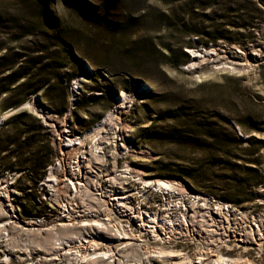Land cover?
Listing matches in <instances>:
<instances>
[{"label":"rangeland","instance_id":"1","mask_svg":"<svg viewBox=\"0 0 264 264\" xmlns=\"http://www.w3.org/2000/svg\"><path fill=\"white\" fill-rule=\"evenodd\" d=\"M205 53L248 61L256 75L214 72L212 59L194 57ZM2 56L9 60L0 65L2 88L10 82L1 79L38 58L28 76L58 83L66 97L63 105L50 106L41 89L8 108V93L0 95V182L7 181L9 213L17 220L55 221L60 207L47 175L59 160L65 174L71 160L61 153L59 140L84 135L111 110L117 116L97 135L104 140L107 171L128 168L151 181L180 183L215 200L210 204L235 207L234 223L246 228L264 221V5L259 0H0ZM12 94L23 96L19 88ZM48 94L56 102L55 90ZM119 126L123 141L113 138ZM122 186L136 201L141 185ZM103 187L109 189V183ZM148 193L141 208L154 212L162 205V191L151 186ZM0 236V264H44V256L45 264H66L72 255L60 254L74 252L81 240L72 236L56 255H45L39 245L29 253ZM229 245L220 249L224 256L264 264V251ZM173 248L189 256L199 253L189 240Z\"/></svg>","mask_w":264,"mask_h":264},{"label":"bare ground","instance_id":"2","mask_svg":"<svg viewBox=\"0 0 264 264\" xmlns=\"http://www.w3.org/2000/svg\"><path fill=\"white\" fill-rule=\"evenodd\" d=\"M210 53L196 54L194 57H200L202 60L206 61L212 59V61L216 63L215 67L212 68L214 72L220 70L229 72H251L254 70L251 68V64L248 61L237 62L227 57L224 59L221 55H218V53L215 55ZM205 55H208L207 59H203ZM201 59L197 60V62H191V64L198 65L202 61ZM252 73L254 72L252 71ZM124 97L121 106L126 107ZM26 104L29 105L27 102ZM115 115L116 114L110 110L101 122L94 125L84 135L78 136L75 139H60L61 143H63L60 147L61 153L63 154L66 152L71 160L68 163L69 172L63 173V171H65L63 170L64 168H62L63 163L59 160L56 161V170L50 169L47 175L51 187L54 189L53 198L60 207L59 217L53 223L46 225L47 223H43L44 220L34 218L21 222L17 219H12V215L9 213L11 209L8 208V206H11V194L5 189L8 184H6L7 181H3L5 185L0 182V235L6 237L8 243H10L9 246L16 247L18 244H21V247L25 248L26 252L32 253V247L39 245L41 249L43 248L45 255H53L54 253L56 255L58 249L62 250L61 245H63L64 241L70 239L72 236H76L80 237L81 240L75 246V251L71 252L69 251L70 248H68L63 254H60L64 259H68L67 256L70 255L69 257H71L72 255L70 259L73 261L71 262V260L68 259L66 264H125L128 262L134 264H151L152 258L150 254L152 255V253L159 256L164 264H255L252 260L249 262L245 258L242 259L239 256L234 259L226 257L219 249L222 244L230 249L232 247L228 244V240H230L234 241L235 245H239L246 250L256 247L258 251H264V221H255L248 230L243 227L236 229L233 224H230V219L228 218L225 221L226 225L220 224L218 226V224L215 223H217L216 220L219 217L216 214H212V212H210L211 210H207V208L210 207L207 202L199 204V206L191 205L190 207L184 208L183 211L176 213L177 218L189 220L191 232L187 231L186 233L175 234L171 228L173 222H170L168 225L166 222H161L157 219L161 214L160 211H157L153 215L148 214L147 217L137 212L140 221L136 227H139L138 229L140 232L135 239L138 240L139 238V241L130 242L127 240H119L120 237L127 238V228L120 225L119 221L112 220L110 209H108L105 204V196H102V190L100 189L101 183L98 178L106 171L104 169V157L99 154L102 150V143L104 140L101 139L102 136L97 137V135L104 132V126L108 120L114 121ZM120 126L118 127L119 129L116 128L117 131H115L113 135V138L117 140H122L124 138L122 133H120L122 129ZM125 128L127 129V127ZM57 134L60 135L59 133ZM107 139L105 140L107 141ZM114 169L116 170V167ZM114 169L112 173L115 172ZM112 173H107L106 175ZM130 173H132V176L137 177L143 185L151 183V180L144 178L141 173L133 171V169ZM153 183L158 184L160 188L168 191L170 194L175 193L178 195L179 193H190V190H188L186 186L170 180L156 179ZM171 199L175 201L174 198ZM177 199H179V201L182 200L178 197ZM112 200L114 201V199ZM172 200L169 207L167 206L168 204L165 203L164 208L166 209V215L170 213L167 210L176 211L179 209L176 202L173 203ZM73 202L76 204L78 203L76 208L72 207ZM102 206H104L107 222L97 217L87 218L91 215V207L93 208V213L96 214V211ZM235 214L236 213H233V217H236ZM242 218L246 219L245 215H242ZM129 219L132 220L131 218ZM150 233L155 236L161 235L160 240L162 241V245L159 246V251H154L148 242L141 239L142 235L144 237H150ZM183 234L187 237L190 236L189 238L198 245L197 250L200 253L197 252L198 254L186 257L184 253L180 251L171 248L168 249L169 246L167 245L170 243L169 240L176 237L179 238ZM248 242L250 244H247ZM98 244L103 245L104 249L102 251L97 252L93 249L90 251L92 247L95 248ZM79 245H81V247H79ZM55 255L54 257H56ZM43 258L42 261L45 264V256ZM47 262H49V259ZM50 262L48 264H50Z\"/></svg>","mask_w":264,"mask_h":264},{"label":"built area","instance_id":"3","mask_svg":"<svg viewBox=\"0 0 264 264\" xmlns=\"http://www.w3.org/2000/svg\"><path fill=\"white\" fill-rule=\"evenodd\" d=\"M62 145H63V143H61V146ZM102 146H103L102 150L100 151L99 154L104 157V154H103L104 145H102ZM103 161H104V164H106L105 159H103ZM62 168H63V165H62ZM66 168H67L66 172H69V165L66 166ZM104 169H105V166H104ZM105 171L106 172H104L98 178L100 179V183H101L100 189L102 190V196H105V199H106V201H105L106 207L108 209H110L112 220L113 221H119L120 222L119 224L125 226L127 228V231H128L127 238H125V237L121 238L120 237L119 240H125V241L127 240L130 242L139 241V238H138V240L135 239V237H137L139 235V232H140V230L138 229L139 227H136V226H138V223L140 221V217H139V215H137V212L138 213L140 212L144 216L147 217L148 214L153 215L157 211L158 212L160 211L161 214H160V216L157 217V219H159L161 222H166L168 225L170 224V222H173L171 224V228L175 232V234L186 233L187 231L191 232V226H190L189 220H187L185 218H177V214H176L177 212L183 211L184 208L190 207L191 205H193V206L198 205L199 206V204H203L204 202H207L208 206L213 205L212 208L208 207L207 210H211L210 212H212V214L218 215L219 218L216 220L217 223H215V224H218V226L220 224L226 225L225 221L227 220V218L230 219V224H233L232 222H234V219H236V217H237V210L235 209V207H233L232 205H229L227 203L223 204V202H220L217 200L214 204H210L213 199L211 198L212 200H210L209 196L203 197V196H200V195L194 194V193L193 194L192 193H188V194L187 193H183V194L179 193L178 195H176L175 193L170 194L168 191H165L162 188H160V186L158 184H154L153 181H151V183H147L146 185H143L142 182L137 177L131 175L132 173H130L129 169H123L118 174H116V171L114 173H112V170L107 171L105 169ZM107 173H112V174L106 175ZM104 181H107L109 183V186H110L109 189L103 187ZM128 181L137 182L141 185L140 186L142 189L141 193L139 195L135 194V197L137 199L136 201H133V198H134L133 194L130 195V192L128 191V189L125 186H122L124 184V182H128ZM151 186H153V188L159 187L161 189L162 195H163L162 196V205L160 207H158L154 212H150V210H143L141 208V202H142V200L145 199L146 195H149L148 188H150ZM177 197L181 198L182 200L179 201V199H177ZM171 198H174L175 201L172 200ZM112 199H114V201ZM171 200L173 201V203L176 202V204L179 206L178 207L179 209L176 211L167 210L170 213H169V215H166L165 214L166 209L164 208L165 203H167L168 204L167 206L169 207L171 204ZM213 201H215V200H213ZM90 210H91V212H90L91 216L97 217L99 219H104V222H107L105 212H104V206L100 207V209L96 211V214L93 213L92 207ZM216 210H218V211H216ZM233 213H236L235 214L236 217H233ZM12 217H14V219H17L13 214H12ZM58 217H59V212H58ZM129 218H131L132 220H130ZM20 221H23V220H20ZM184 221H186V222H184ZM233 225L236 227V229L241 228V227H243L246 230L249 229V228L244 227L243 225H237V223H234ZM146 227H147V224H146ZM160 236L161 235L155 236L154 234L150 233V237H148V236L144 237L142 235L141 239L148 242L150 247H152L154 251H157V250L159 251L160 250L159 246L162 245V241L160 240ZM189 237L190 236L187 237L183 234L179 238L176 237L174 239H170L169 240L170 243L167 245V246H169L168 249L171 248L173 250H177V249L173 248L174 243L181 241V240L182 241L183 240H189L190 242L197 245ZM229 242H231V241L228 240V244H229ZM222 247H225V246L222 244L220 246V249ZM92 249L99 252V251H102L104 249V247H103V245L98 244L95 246V248L92 247L90 249V251H92ZM177 251L184 253V255L186 257L189 256V254L182 252L181 250H177ZM150 257L152 258V260L155 259L157 261H161L160 257L156 256L153 253H152V255L150 254ZM226 257H228V256H226Z\"/></svg>","mask_w":264,"mask_h":264},{"label":"trees","instance_id":"4","mask_svg":"<svg viewBox=\"0 0 264 264\" xmlns=\"http://www.w3.org/2000/svg\"><path fill=\"white\" fill-rule=\"evenodd\" d=\"M165 1L176 2V1H180V0H165ZM259 2L264 5V0H259ZM249 3H251V2H249ZM254 10H255V12L261 11L260 9H258L256 7L254 8ZM187 29H189V28H187ZM211 37L213 40H215L217 36L215 35V36H211ZM166 48H167V50L171 51V49L168 46H166ZM180 51H181L182 55H186L182 49ZM8 61L9 60L7 57H5V56L0 57V65H2V64L5 65V63H7ZM15 61L16 60L6 64L5 68L12 67L14 65ZM40 61L41 60H38V58H30L26 61L28 64H26V65L20 64L12 73H10L9 75H7L3 79H1V80H5V81L9 80V82H10V83L7 82V86H5V88H2L1 87L2 85L0 84V95L3 93H8V96L5 99V103H6V106L8 108L19 106L27 98V96L29 94L37 92L41 89H43V96L50 106L57 107V106H61L64 104L65 99H66L64 87L60 86L56 82H54L53 84H50V80L47 78H44V77L43 78H37L35 80V78L28 76L31 68L35 67L38 63H40ZM24 77H25L24 81L22 83H20L19 85H17V87H10V84H12V82H14V80L17 81L19 78H24ZM18 88L22 93L21 96L23 95L22 97H20V94H18L17 96H15V94H12V92ZM49 90H55L56 98H57L56 102H55V98H51L49 96V94H48Z\"/></svg>","mask_w":264,"mask_h":264}]
</instances>
